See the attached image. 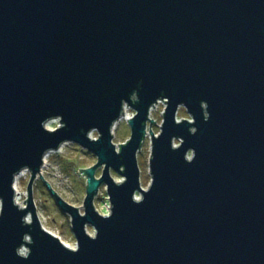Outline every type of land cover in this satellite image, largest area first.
Returning <instances> with one entry per match:
<instances>
[{
	"label": "water",
	"instance_id": "1",
	"mask_svg": "<svg viewBox=\"0 0 264 264\" xmlns=\"http://www.w3.org/2000/svg\"><path fill=\"white\" fill-rule=\"evenodd\" d=\"M125 107L135 117L118 147ZM68 143L97 158L79 170L84 213L43 175ZM39 179L75 249L42 225ZM103 186L108 215L95 207ZM0 264H264V0H0Z\"/></svg>",
	"mask_w": 264,
	"mask_h": 264
},
{
	"label": "rangeland",
	"instance_id": "2",
	"mask_svg": "<svg viewBox=\"0 0 264 264\" xmlns=\"http://www.w3.org/2000/svg\"><path fill=\"white\" fill-rule=\"evenodd\" d=\"M165 104L160 103L151 111V119L154 123L152 130L159 134L163 123V113ZM129 113L135 114V111L130 108ZM178 119H190L185 108L179 110ZM59 121H51L47 128L56 129L59 126ZM150 126V125H149ZM151 131V128H149ZM114 143L119 147L131 137L130 126L125 122H120L114 130ZM93 138H97L98 134L94 133ZM151 155L150 135L144 143L143 149L138 154L139 166L141 169V184L144 189H147L151 183L152 177L149 171V160ZM43 175L45 181L51 185L53 190L64 200L71 205L80 208L84 213L83 206L87 192V178L79 170L92 168L97 164V158L84 150L77 144L68 143L64 145L58 152L50 153L46 157ZM103 168L97 171V178L102 176ZM113 178L116 181H122L123 177L114 171H111ZM37 180L33 187V194L37 206V213L44 228L59 237L61 241L75 249L77 241L72 231L71 218L62 212L57 205L55 198L52 196L46 182ZM30 182V173H24L17 182L19 205L27 207L28 200V185ZM96 209L103 215H108L110 212V202L106 187L100 189L99 195L95 199ZM88 232L91 235L95 234L93 228L89 227Z\"/></svg>",
	"mask_w": 264,
	"mask_h": 264
},
{
	"label": "built area",
	"instance_id": "3",
	"mask_svg": "<svg viewBox=\"0 0 264 264\" xmlns=\"http://www.w3.org/2000/svg\"><path fill=\"white\" fill-rule=\"evenodd\" d=\"M162 103V102H161ZM166 106V105H165ZM166 108V107H165ZM130 108L129 107H125V111H124V116L122 117V119L120 120V122H125V123H129L128 121L129 120H131V119H133L134 117H135V114H133V115H131L130 113H129V110ZM165 111V110H164ZM119 122V123H120ZM118 124V123H117ZM116 127V126H115ZM114 130H115V128H114ZM148 131H149V129H148ZM45 162H46V159H45ZM27 171H23L18 177H17V180H16V183H15V188H17V182H18V180L20 179V177L24 174V173H26ZM16 191H17V195H16V200H17V203L19 202L18 200H19V194H18V189H16ZM19 204V203H18Z\"/></svg>",
	"mask_w": 264,
	"mask_h": 264
},
{
	"label": "bare ground",
	"instance_id": "4",
	"mask_svg": "<svg viewBox=\"0 0 264 264\" xmlns=\"http://www.w3.org/2000/svg\"><path fill=\"white\" fill-rule=\"evenodd\" d=\"M158 104H160V103H158ZM158 104H157V105H158ZM157 105H156L155 107H157ZM46 161H47V160H46ZM43 169H44V168H43ZM16 189H17V188H16ZM20 206H21V205H20ZM22 207H23V206H22Z\"/></svg>",
	"mask_w": 264,
	"mask_h": 264
},
{
	"label": "clouds",
	"instance_id": "5",
	"mask_svg": "<svg viewBox=\"0 0 264 264\" xmlns=\"http://www.w3.org/2000/svg\"><path fill=\"white\" fill-rule=\"evenodd\" d=\"M99 179V178H98Z\"/></svg>",
	"mask_w": 264,
	"mask_h": 264
}]
</instances>
